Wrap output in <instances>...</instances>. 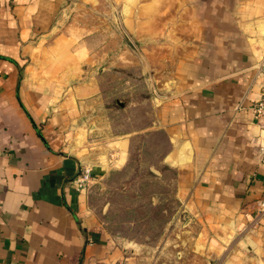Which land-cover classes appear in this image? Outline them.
<instances>
[{"label":"crops","instance_id":"1","mask_svg":"<svg viewBox=\"0 0 264 264\" xmlns=\"http://www.w3.org/2000/svg\"><path fill=\"white\" fill-rule=\"evenodd\" d=\"M175 1L180 6L155 31L173 42L148 52L159 53L163 162L187 217L156 260L264 264V216H256L264 124L253 109L264 88V0H193L182 12L183 1ZM158 2L144 3L143 13ZM132 3H124L125 14ZM65 4L0 0V264H155L110 235L87 184L75 186L84 164L94 179L109 160L106 148L88 141L95 122L86 109L96 102L97 81L79 80L80 58L61 64L48 54L67 51L54 35ZM124 158L120 150L112 162Z\"/></svg>","mask_w":264,"mask_h":264},{"label":"rangeland","instance_id":"2","mask_svg":"<svg viewBox=\"0 0 264 264\" xmlns=\"http://www.w3.org/2000/svg\"><path fill=\"white\" fill-rule=\"evenodd\" d=\"M147 1L133 0L132 13L125 14L126 0H65L54 35L65 39L67 51L58 46L48 49V54L61 64L80 58L79 80L97 81V92L90 98H97L96 102L86 109L95 122L88 141L106 148L109 169L87 183L91 203L110 235L145 255L148 263L159 264L157 253L166 238L182 235L187 216L175 196L174 173L163 162L168 142L155 122L159 53L148 50L173 42L174 36H159L155 31L180 5L159 0L143 13ZM182 1L179 12L194 7L193 0ZM145 20L152 23L146 25ZM116 141L124 146H113ZM120 150L124 161L113 163Z\"/></svg>","mask_w":264,"mask_h":264},{"label":"built area","instance_id":"3","mask_svg":"<svg viewBox=\"0 0 264 264\" xmlns=\"http://www.w3.org/2000/svg\"><path fill=\"white\" fill-rule=\"evenodd\" d=\"M254 118L255 120L260 123L264 124V88L258 100L254 104ZM264 152V148L262 149ZM91 179V168L90 167H83L80 172L74 178V183L77 189H83L85 185ZM256 216L259 219L260 217L264 216V200L258 202Z\"/></svg>","mask_w":264,"mask_h":264},{"label":"water","instance_id":"4","mask_svg":"<svg viewBox=\"0 0 264 264\" xmlns=\"http://www.w3.org/2000/svg\"><path fill=\"white\" fill-rule=\"evenodd\" d=\"M118 104H119L120 106H123V104H122L121 102H118Z\"/></svg>","mask_w":264,"mask_h":264}]
</instances>
